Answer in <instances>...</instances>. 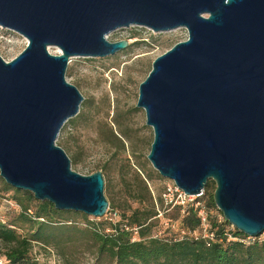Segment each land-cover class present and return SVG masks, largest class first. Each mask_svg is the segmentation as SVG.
I'll return each instance as SVG.
<instances>
[{
  "label": "water",
  "instance_id": "95a60500",
  "mask_svg": "<svg viewBox=\"0 0 264 264\" xmlns=\"http://www.w3.org/2000/svg\"><path fill=\"white\" fill-rule=\"evenodd\" d=\"M186 28L140 83L154 130L148 159L185 193L214 180V200L248 236L264 232V0H0V27L28 40L0 54V175L59 210L103 217L102 170L82 174L57 143L85 99L67 78L73 57L129 47L122 28Z\"/></svg>",
  "mask_w": 264,
  "mask_h": 264
},
{
  "label": "rangeland",
  "instance_id": "374dc122",
  "mask_svg": "<svg viewBox=\"0 0 264 264\" xmlns=\"http://www.w3.org/2000/svg\"><path fill=\"white\" fill-rule=\"evenodd\" d=\"M187 37L186 28L154 32L145 26H132L109 34L111 41L128 39V48L106 57L71 59L67 78L78 86L85 99L80 113L63 127L57 143L72 159L74 170L85 175L103 171L105 194L114 205L103 217L89 215L90 221L117 222L125 210L142 207L140 199L143 195L132 193V189L137 190L144 181L150 188V201L155 203L158 213L154 217L151 236L175 240L189 234L181 222L183 209L169 206L163 200L170 179L161 175L148 159L154 130L147 124L145 109L137 106L140 83L147 77L153 61ZM27 43L25 36L0 27V54L6 60L22 52ZM3 181L0 175V219L16 224L17 231L27 235L29 225L17 221L22 207L12 199L13 190H4ZM197 200L194 198L193 201ZM200 202L205 205L204 201ZM205 208L222 219L220 211ZM68 217L72 221L67 225H53L54 230L79 233L89 227L82 215ZM133 237L140 238L137 228ZM258 237L264 240V232ZM34 245L32 255L42 264H115L108 257L99 256L97 246L82 234H78L75 241L62 245L52 243L47 248L37 242ZM6 249L0 240V259L6 260Z\"/></svg>",
  "mask_w": 264,
  "mask_h": 264
},
{
  "label": "trees",
  "instance_id": "16d2710c",
  "mask_svg": "<svg viewBox=\"0 0 264 264\" xmlns=\"http://www.w3.org/2000/svg\"><path fill=\"white\" fill-rule=\"evenodd\" d=\"M3 182L4 190H13L12 199L22 207L17 221L30 227L28 234L23 235L17 231L16 224L0 219V240L7 247L4 253L6 264H42L32 255L35 242L47 248L52 243L62 245L64 242H73L78 234L90 238L97 246L98 255L108 257L115 264H264V240L256 237L247 241L248 235L225 219L214 200V180L208 181L204 195L199 198L208 209L221 212L222 219H219L207 210L209 232L213 236L205 237L202 233L199 208L178 207L184 210L181 222L190 235L175 240L151 236L154 217L158 213L155 203L150 201V188L144 181H141L137 190L132 189V193L143 195L140 199L143 206L125 210L117 222L90 221L89 215L83 212L59 210L48 200L36 199L31 191L13 187L5 180ZM160 204L163 205L162 200ZM110 206L114 207L112 202ZM74 214L82 215L89 227L79 233L54 230L53 225H67V222L72 221L68 216ZM39 217L44 220L37 219ZM135 228L139 239L133 237ZM198 231L201 232L198 234Z\"/></svg>",
  "mask_w": 264,
  "mask_h": 264
},
{
  "label": "built area",
  "instance_id": "2783aa9c",
  "mask_svg": "<svg viewBox=\"0 0 264 264\" xmlns=\"http://www.w3.org/2000/svg\"><path fill=\"white\" fill-rule=\"evenodd\" d=\"M203 195H204V192H202L198 196L189 195L185 193V191L182 190L173 180L170 179V182L166 184L165 190L163 192V200L165 201L167 205L172 206V207L179 206V207H182L183 209H185L186 207L199 208V215L202 219V233L204 234L205 237H212L213 233L209 232L210 222L208 218L207 209L205 208V205H203L199 200V198L202 197ZM194 198L198 200L195 202L193 201ZM37 219L44 220V218L42 217H39ZM255 238L256 237L248 236L247 241H249V239L254 240ZM6 263H7V260L0 259V264H6Z\"/></svg>",
  "mask_w": 264,
  "mask_h": 264
}]
</instances>
